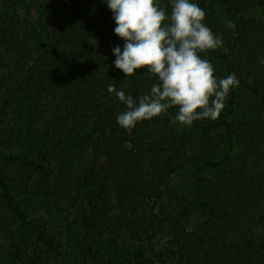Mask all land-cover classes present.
I'll return each instance as SVG.
<instances>
[{
    "label": "trees",
    "instance_id": "16d2710c",
    "mask_svg": "<svg viewBox=\"0 0 264 264\" xmlns=\"http://www.w3.org/2000/svg\"><path fill=\"white\" fill-rule=\"evenodd\" d=\"M191 2L204 9V22L223 40L202 58L217 78L235 73L239 86L230 89L216 120L181 127L172 123L173 108L125 129L116 116L126 106L108 92L109 83L135 98L158 80L145 69L125 79L115 68L112 49L123 50L124 41L114 32L106 0H0V123L11 116L14 122L0 138V162L41 171L44 165L32 159L39 149L60 155L64 179L75 184L76 219L68 227L73 254L93 256L95 264H264V180L249 178L231 153L219 159L187 140L192 132L224 130L231 150L242 144L257 155L264 148V0ZM159 3L170 15V0ZM255 9L262 19L245 16ZM51 96L54 112L36 133L38 102ZM45 138L50 142L42 146ZM11 146L18 152L3 156ZM186 166L191 194L168 191L171 177ZM207 170L214 179L204 175ZM0 188V238L11 242L10 264H42V251L30 249L31 240L59 253L55 239L13 197L1 168ZM192 207L206 211V219L189 231L184 219ZM121 231L148 246L122 252ZM157 237L167 239L153 257Z\"/></svg>",
    "mask_w": 264,
    "mask_h": 264
},
{
    "label": "clouds",
    "instance_id": "9594fccd",
    "mask_svg": "<svg viewBox=\"0 0 264 264\" xmlns=\"http://www.w3.org/2000/svg\"><path fill=\"white\" fill-rule=\"evenodd\" d=\"M106 2L117 25L114 32L124 41L123 50L119 46L112 49L115 68L125 79L145 69L146 75L158 80L149 93L135 98L115 82L109 83L108 92L126 106L116 116L118 125L131 129L137 122L167 115L173 108L177 111L172 123L181 127L205 118L216 120L239 80L235 73L217 78L211 62L201 56L223 46L222 37L204 22V9L191 0H170L169 15L159 0ZM227 23L235 28L234 22Z\"/></svg>",
    "mask_w": 264,
    "mask_h": 264
},
{
    "label": "rangeland",
    "instance_id": "374dc122",
    "mask_svg": "<svg viewBox=\"0 0 264 264\" xmlns=\"http://www.w3.org/2000/svg\"><path fill=\"white\" fill-rule=\"evenodd\" d=\"M199 1L204 2L205 0ZM206 3L210 4L209 1H206ZM245 16L262 19V12L259 9H255L245 14ZM56 100L55 96H51L38 102V120L35 125L36 133H40L45 129V121L54 112ZM13 124L12 116L0 123V138L7 133H11V125ZM187 140H189L191 146L195 144L200 145L208 155L215 153L219 159H223L231 153L233 164H236L240 168L244 167L249 178L264 180V148H261L257 155L251 154L245 145L242 144L235 145L231 150V144L224 130H218L215 133L206 135L192 132L188 134ZM49 142V138H45L41 144L43 146ZM91 144L92 141L88 142V145ZM18 150L19 148L15 146L5 147L3 148V156L16 154ZM32 159L40 161L44 165V168L41 171H33L19 164L6 161L0 162V168L6 172L13 197L28 213L31 220L39 224L55 239L60 252L57 254L49 253L42 246H39L35 240L29 241L30 249L37 247L41 249L42 264H95L93 256L85 257L81 252L73 254L72 235L68 227L69 225H74L76 219V209L74 206L75 184L72 181L64 179L60 155L51 154L49 150L41 148L32 156ZM204 175L211 180L214 179V173L208 170L204 172ZM192 190L193 182L189 175V167L186 166V168L171 177L168 191L188 196ZM113 203H116L114 199ZM111 213H116V206L111 210ZM205 219L206 211L192 207L184 219L185 228L189 231L195 230ZM12 228L16 230L17 225H14ZM81 236L82 238L87 237L86 232H82ZM118 237L122 252H137L142 245H147L146 240L138 241L132 236L127 235L124 231H121ZM166 239L161 237L155 238L150 255L159 257L163 251ZM11 253L10 240L0 238V264H10ZM99 264H128V262L121 260L108 262L105 259H100Z\"/></svg>",
    "mask_w": 264,
    "mask_h": 264
}]
</instances>
